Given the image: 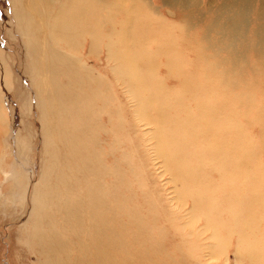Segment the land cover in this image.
<instances>
[{
	"label": "rangeland",
	"instance_id": "1",
	"mask_svg": "<svg viewBox=\"0 0 264 264\" xmlns=\"http://www.w3.org/2000/svg\"><path fill=\"white\" fill-rule=\"evenodd\" d=\"M76 1L0 0V264H264L227 222L252 202L264 233V0ZM206 89L201 107L239 122L238 211L215 196L231 178L202 136ZM172 128L205 155L198 203L159 153Z\"/></svg>",
	"mask_w": 264,
	"mask_h": 264
},
{
	"label": "bare ground",
	"instance_id": "2",
	"mask_svg": "<svg viewBox=\"0 0 264 264\" xmlns=\"http://www.w3.org/2000/svg\"><path fill=\"white\" fill-rule=\"evenodd\" d=\"M121 1L122 0H78L76 1V3H80V5L83 6L82 8H84L85 5L87 6L95 5L96 6L95 10H101V11L105 10L107 14L111 15L110 8L120 7L122 5ZM133 4H136V3H133ZM118 9L122 10L123 8L121 7ZM78 15L80 16V14ZM144 15L145 13L141 12L137 7H135L134 14L132 15V17L137 18V19L139 18L143 19ZM82 16H83V13H82ZM130 20L135 21L136 19H130ZM120 26L122 28H125L126 25L124 23H121ZM192 82H194V79H192ZM202 88L203 87H201L200 89ZM187 90H190V89H187ZM202 91L203 90H200V91L197 90V92L201 93V96L196 95L194 97V100H196L198 103L199 101L203 102L202 100L206 99L207 96L209 95L208 89L205 90L206 91L205 93H203L204 91L203 92ZM58 96L61 99L60 108H62L65 111L66 110L65 102L68 99H70L72 96L75 97V90L71 88L70 86V88L67 91L58 92ZM146 104L149 105L150 103H144V106L148 108L149 106H147ZM197 106L200 108V110L203 113L206 112V115L202 114V116H200V118H202L201 119L202 120L201 130L203 131L202 136L204 138H207V141L209 140V136H210L213 139V141L211 142L210 148L214 150L218 149L216 152L217 157L212 158V159L214 160L215 165L217 167L216 172H218L219 174V177H220L219 181H227L228 179L231 178L230 182H232V183L230 182L227 183L229 185L228 189L224 190L222 188L220 191H218L215 194V196L221 200L227 199V202H232V206H236L234 209L238 211L240 209L239 206L231 200L242 197V194H240L237 191V188L235 187V182H237V179L235 178L237 177H235L234 179L232 177L239 175L238 162L240 161V159H245L246 157V156L242 157L241 155L242 147L239 146V142H240L239 134H238L239 129H240L239 122L237 120L235 121L231 115L228 119H225L224 117L220 116L219 114L221 113L218 112V110L216 111L215 109H213V104L209 106H205L203 104L201 107L199 103L197 104ZM67 111L73 113L72 112L73 110L70 108H68ZM146 111H148V109H146ZM189 116H190V113L186 115L187 118H190ZM190 132H193L195 135L198 134L196 127L194 128L192 127L191 129H188V133ZM178 134H179V130H177L176 128H172L170 129V135L168 137H163V138L162 136L157 137L158 144L160 145L158 146L159 153L163 156V158L175 157L174 159L177 164L176 171H178V174H179V177L177 178V181H176V185L179 191V196L183 200L188 201L186 197L189 195V197L192 198V200H194V203H198L200 199L197 196L199 195L206 196L208 185H209L207 182H206L207 184L203 183L207 180L205 176L206 158H205V155L201 153L198 149L200 145L198 140L192 137V140L188 142L187 137H186V141H183V139L177 138ZM62 136L66 137L64 134H62ZM187 136H191V134H188ZM184 142H187L188 144H185ZM191 145H195V149L193 151H190L188 147ZM230 151L233 153H237L238 161H233ZM232 172H234V174H231ZM226 173H229V175H226ZM208 182H210V180H208ZM247 182L249 183L247 188L246 186L243 187L242 185L240 187H242L246 191V195H248V198H249L250 196L249 194H251L252 188L250 189V185H251L250 181L248 180ZM251 182L253 184V180H251ZM70 206H72L73 208V205L70 204ZM70 206L68 207V212L70 210L71 213H74V210H72ZM253 206L254 204L250 202V205L247 209L246 218L245 219L238 218L234 226H233L234 219L231 221L230 220L227 221L229 223L228 231L231 233L238 234V236L244 243L243 246H247L249 250L251 248H254L255 245L258 246L257 243H250L251 239H253L254 242L260 239L262 242L261 246L262 248H264V233H260L259 231L258 233L256 232L258 225L256 222H254V214L252 212ZM76 207L78 206L76 205ZM221 213L230 214V218H233L231 207H229L228 209L227 208L222 209ZM233 214L236 215V212L233 211ZM207 223L210 229L212 228L214 229L215 231L214 236L217 239L219 237L218 229H220L221 226L223 227L224 221L222 219L219 221L209 220ZM237 224L239 227L237 226ZM244 225H245V229L244 228L243 229L245 231L241 229V226H244ZM247 231H249V234L247 233ZM253 256H255V254H253Z\"/></svg>",
	"mask_w": 264,
	"mask_h": 264
}]
</instances>
